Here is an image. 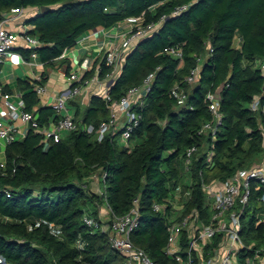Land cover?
I'll use <instances>...</instances> for the list:
<instances>
[{
	"label": "trees",
	"instance_id": "1",
	"mask_svg": "<svg viewBox=\"0 0 264 264\" xmlns=\"http://www.w3.org/2000/svg\"><path fill=\"white\" fill-rule=\"evenodd\" d=\"M12 8L42 11L27 23L29 33L43 43L37 51L46 64H55L87 31L128 19L158 26L111 78L110 100L94 94L88 104L73 101L75 130L57 142L30 125L24 137L7 144L0 174V257L9 264H125L109 234L89 226L85 217L103 221L99 207L107 205L111 221L137 205L140 219L133 243L156 264H179L166 253L167 224L194 208L209 222L202 182H223L264 161V0H0V20ZM174 46L182 48L183 58L166 51ZM18 51L30 58V49ZM196 67L200 74L189 82ZM96 68L82 81L91 79ZM71 70L68 65L69 75ZM98 71L105 80L113 66L104 58ZM150 74L151 89L144 104L135 107L142 117L128 145L121 131L99 140L97 130L109 120L111 103ZM37 83L19 80L18 91L24 110L37 117L39 126L48 127L61 115L53 106H40ZM223 83L222 122L215 134L208 129L201 133L215 117L208 94ZM3 91L11 92L7 86ZM256 97L259 110L251 107ZM86 124L94 130L85 131ZM192 146L197 149L188 160ZM96 175L102 193L93 189ZM251 185L241 234L247 245L257 248L264 246V185L258 180ZM179 191L183 197L190 191L191 197L177 211L171 201ZM156 203L168 206L157 211ZM219 240L218 235L213 245ZM187 241L184 232L186 246ZM252 255L242 249L238 264H247Z\"/></svg>",
	"mask_w": 264,
	"mask_h": 264
},
{
	"label": "built area",
	"instance_id": "2",
	"mask_svg": "<svg viewBox=\"0 0 264 264\" xmlns=\"http://www.w3.org/2000/svg\"><path fill=\"white\" fill-rule=\"evenodd\" d=\"M184 8L176 10L175 13H179ZM24 12L25 8H12L0 23V65L10 60L16 53L22 55L17 52L21 44L23 48L31 50L30 56H38L37 49L43 44L40 38L29 33L30 29H23L19 32L11 29L7 24L8 21L21 18ZM129 20L134 25L122 31L121 38L117 36V42L108 46L105 51L104 58L107 64L113 66L112 76L123 67L125 59L132 50L143 39L151 36L158 26V23L142 25L139 23L141 21L139 19ZM166 51L180 59L183 58V50L179 46L166 48ZM66 56L67 52L65 50L61 57ZM199 74L200 68H194L188 77V81L195 82ZM153 76V74H150L141 85L131 88L119 101L111 103L109 120L103 121L97 130L99 140H102L109 132L117 133L121 131L122 140L127 142L128 145L132 132L140 124L142 117L140 113L136 112L135 107L144 104V98L151 89ZM82 79L83 77L78 72L70 74L69 80L73 83L78 82L79 85H75L69 91L61 93L53 103V108L61 115V118L48 127L39 126L37 117L32 112L24 110L25 102L22 96L18 100H14L10 93L5 92L3 98L8 106L7 112L12 122L21 120L29 126L38 128V131L44 135L46 140L53 139L58 142L64 134L77 128L74 115L67 111L69 98L81 94L84 86L99 81L98 75L84 81ZM42 90V88L38 89L39 92H42ZM103 96L110 100L108 91ZM208 98L211 100L210 107L215 117L211 122L206 123L200 132L202 133L208 129L215 134L217 124L219 125L222 122V115L219 112L221 102L215 97L214 93H209ZM180 100L184 101L185 95H181ZM251 107L253 110H259L260 99L258 97L251 104ZM12 122H6L0 118V138L7 144L18 138ZM84 130L92 132L94 126L86 124ZM196 149V146L188 149V160ZM211 156L212 154L209 156V160H211ZM5 167L6 162L0 161V174L5 170ZM254 180H258L264 185V161L257 167L239 170L223 182L207 183L203 181L201 186L206 195V204L214 212L211 221L205 223L198 208L180 215L178 219L171 220L167 224L169 239L166 253L168 256L175 258L179 264H238L240 251L247 249L253 253L252 256L247 257V264H264V246L255 248L252 245H247L241 234L242 217L250 201L251 183ZM186 197H191L190 191L184 197L179 191L175 199L171 201L173 208L177 211L182 210L185 207ZM167 206V203H156L154 209L157 211L166 210ZM139 219L140 212L137 205L123 216H114L111 221L110 217L108 220L103 219V221H98L91 218V216L85 217V221L89 226L99 227L103 232L109 234L112 245L125 255V264H156L143 248L138 247L132 241L131 235L138 227ZM184 232L187 233V246L183 244ZM218 235L220 240L216 245H213ZM183 252H186V254L184 255ZM0 264L9 263L5 258L0 257Z\"/></svg>",
	"mask_w": 264,
	"mask_h": 264
},
{
	"label": "crops",
	"instance_id": "3",
	"mask_svg": "<svg viewBox=\"0 0 264 264\" xmlns=\"http://www.w3.org/2000/svg\"><path fill=\"white\" fill-rule=\"evenodd\" d=\"M41 12L42 11L37 8H25L24 15L21 18L8 21L7 24L11 29L19 32L23 31V29H31V24L27 23L28 19L41 14ZM1 21L2 20H0V23ZM131 25H133V23L128 19L110 28L100 27L85 32L81 38L78 39L75 46L66 49L67 56L60 57L55 64L44 63L39 53L38 56H30L29 59L23 58V56L18 53L14 54L10 60L0 65V118L6 122H12L7 112L8 106L3 98L5 93L3 87H9L11 92L8 91L6 93H10L12 99L18 100L21 96L18 91L19 80H38L36 90L40 96V106H53V103L61 93L69 91L72 87L73 82L69 80L70 75L67 72L68 65L72 66L70 74L78 72L81 77H84L87 71L92 70L93 67H97L95 75H99L98 69L104 59L106 49L111 44L113 45V43L117 42V36L121 38L122 31L129 29ZM20 48H23L22 44L18 49ZM17 52L20 53V51ZM63 60L67 62L62 63ZM112 77L113 76L110 74L107 79L101 80L98 76L99 81L84 86L81 94L69 98L67 111L75 115L77 107L76 103H73L74 100L82 104H88L92 95L100 94L103 96L109 91V82ZM43 80H45V82L41 84ZM39 88L43 89L42 92L38 91ZM12 124L17 131L18 138L24 137L26 134L25 132L29 129V125L21 120L12 122ZM6 146L7 143L0 138V161L6 160ZM92 186L97 192L102 193L104 186L101 177H96L92 182ZM206 206L210 210L207 204ZM99 209L102 218L108 220L111 214L110 208L104 205L100 206ZM213 214L214 212L211 211L209 222ZM202 219L204 220L203 217ZM209 222L205 221V223Z\"/></svg>",
	"mask_w": 264,
	"mask_h": 264
},
{
	"label": "water",
	"instance_id": "4",
	"mask_svg": "<svg viewBox=\"0 0 264 264\" xmlns=\"http://www.w3.org/2000/svg\"><path fill=\"white\" fill-rule=\"evenodd\" d=\"M43 10H48L47 8H43ZM224 86H225V84L223 83L222 85H220L218 88H217V90H216V92H215V97L217 98V99H219V100H221L222 99V91H223V88H224Z\"/></svg>",
	"mask_w": 264,
	"mask_h": 264
},
{
	"label": "rangeland",
	"instance_id": "5",
	"mask_svg": "<svg viewBox=\"0 0 264 264\" xmlns=\"http://www.w3.org/2000/svg\"><path fill=\"white\" fill-rule=\"evenodd\" d=\"M134 25V24H133ZM120 140V139H119ZM122 142V140H120V143ZM96 177H100V175H96ZM106 206V205H105Z\"/></svg>",
	"mask_w": 264,
	"mask_h": 264
}]
</instances>
